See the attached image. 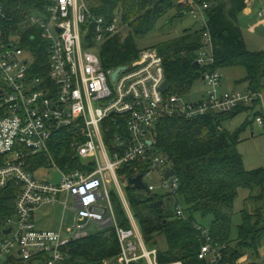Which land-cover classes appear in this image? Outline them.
<instances>
[{
  "label": "built area",
  "instance_id": "built-area-1",
  "mask_svg": "<svg viewBox=\"0 0 264 264\" xmlns=\"http://www.w3.org/2000/svg\"><path fill=\"white\" fill-rule=\"evenodd\" d=\"M0 0V264L25 261L28 264H65L72 245L91 237L93 227H112L118 237L119 253L103 264H184L181 260L161 263L160 250L149 248L141 222L130 210V225L116 218L108 182L114 178L119 189L120 169L130 165L142 169L144 179L156 169L161 173L166 194L175 199V217L187 219L178 202L180 180L169 158L158 149L155 130L166 118L195 119L210 112H234L242 106H261L260 91H222L219 70H207L202 81L206 90L198 100L169 94L164 58L154 47L140 51L125 69L106 68L102 44L122 33L120 16L109 20L91 8L90 0H43L39 11L17 20L9 6ZM252 0H249V2ZM258 15L264 18V0ZM248 2V3H249ZM203 30L204 45L197 62H212L208 11L211 1L176 0ZM40 35L47 41L49 73L35 74L34 55L25 36ZM257 100V102H256ZM264 126V112L255 116ZM70 154L61 164L54 150ZM34 155L49 162L32 170ZM79 160V164H74ZM51 167L60 179H40L36 173ZM107 172L111 174L108 177ZM150 192L154 185H148ZM158 196V195H157ZM165 200V198H164ZM105 202L106 205L102 203ZM62 205L64 215L57 227L41 229L38 210ZM204 241L199 258L210 264L224 261L225 245L215 243L210 227L195 222ZM10 229V232H7Z\"/></svg>",
  "mask_w": 264,
  "mask_h": 264
},
{
  "label": "trees",
  "instance_id": "trees-1",
  "mask_svg": "<svg viewBox=\"0 0 264 264\" xmlns=\"http://www.w3.org/2000/svg\"><path fill=\"white\" fill-rule=\"evenodd\" d=\"M207 1V0H206ZM213 6L208 11L209 33L212 37V62L208 66L199 65V49L204 45L203 30L197 26L193 31L187 29L176 38L164 40L154 46L164 58L169 94H187L197 80L202 79L207 70H222L225 67L244 66L246 79L250 81L252 91H262L264 86V51L250 52L245 36L239 25L238 14L246 8L249 0H208ZM43 0H10V9L17 20L35 11H39ZM91 8L97 14H103L111 20L116 15L129 28V34H117L102 44V61L106 68L117 69L118 66L130 64L139 57L141 49L137 46V37L152 31L159 20L170 11L178 10L176 17L187 14V7L178 5L176 0H90ZM26 45L34 55L32 70L37 75L49 73V54L47 41L37 36L24 38ZM257 102V100H256ZM242 106L234 112H210L195 119L166 118L155 130V139L159 151L170 159L171 165L180 180L177 197L186 211L187 219L175 217L173 211L158 207L156 202L164 200L159 197L150 203L131 199L135 216L140 219L147 243H153L156 236L165 235L168 248L160 250L161 263L181 260L184 264H210L199 258V251L204 241L202 233L195 228L199 220L195 215L210 218V232L215 243L223 244L224 261L236 264V260L245 253L259 252L264 240V168L247 170L244 156L239 151L240 134L225 128V122L231 120L244 110H251L254 115L262 113L257 106ZM67 141L65 155L60 157V150H54L55 159L61 164L68 157L71 148ZM49 162L46 155L30 157L32 170ZM76 160L74 164H79ZM124 165L120 172L135 176V170ZM139 172L143 173L142 169ZM242 188L251 191L250 200L261 201V205L252 213L243 210V222L238 228V236L233 237V217L235 200ZM260 188L258 195H254ZM116 196L113 199L116 200ZM124 226L130 224L121 222ZM72 256L65 264H103L107 258L119 253V242L115 230L108 227L101 233L94 234L75 242ZM5 262L1 264H17Z\"/></svg>",
  "mask_w": 264,
  "mask_h": 264
},
{
  "label": "rangeland",
  "instance_id": "rangeland-1",
  "mask_svg": "<svg viewBox=\"0 0 264 264\" xmlns=\"http://www.w3.org/2000/svg\"><path fill=\"white\" fill-rule=\"evenodd\" d=\"M261 8V3L259 0H252L248 3L246 8L238 14L239 25L241 26L242 32L245 36L247 49L250 52H261L264 51V18L258 15V11ZM178 10L174 9L170 11L167 15L163 16L157 26L144 36L137 37V46L139 49H148L154 47L159 43H162L164 40L176 38L179 35H182L187 29L196 28V21L190 17L188 14L182 17H176ZM124 34H129V28L123 29ZM223 85L227 88H234L240 90H245L247 87H250V81L246 79L247 70L244 66L239 67H225L221 70ZM206 90L205 82L202 79L197 80L194 84V87L185 94L187 100H198L204 94ZM262 93L264 94V86L262 87ZM249 106L251 108H254ZM225 128L230 132L236 133L241 131L240 134V144L239 151L244 156V164L247 170H256L257 168H264V126L259 125L255 121V115L251 110H244L236 115L231 120L225 122ZM133 169V167H130ZM137 170L134 174H136ZM138 173V172H137ZM108 177H111V174L107 172ZM120 175H129L122 174ZM40 179H50L58 180L60 179V173L51 167H44L40 172L36 173ZM129 177V176H128ZM147 185H154L155 191L149 193L147 190L143 189H134L129 184V179L127 177L121 176L119 184L121 189L117 184V181L112 178L108 182V189H110L113 196H116V200L113 199V205H115L116 218L121 223L124 219L127 223L130 224V210L132 209L134 215L135 208L131 203V199L140 200L141 204L145 203L150 205L154 200V196L157 198L166 194L167 188L163 187V179L161 173L158 170H151V175L144 179ZM260 188L256 189L254 195H258ZM158 195V196H157ZM251 195V191L246 188L239 190V194L236 198L234 210L232 211L233 217V237L236 238L239 234L238 228L243 222V210H247L252 213L259 205L263 202L247 199ZM165 198V210L173 213L175 209V199L171 196H164ZM104 205L105 202L102 201ZM130 209V210H129ZM64 215L66 221H71L73 217L72 212L64 214V208L60 205H48L44 208L38 210L37 218L38 225L40 228L46 229L48 227H57L61 218ZM138 218V217H137ZM195 218L199 220L201 224L206 227L210 226L211 219L203 218L200 214L195 215ZM140 220V219H139ZM103 230L99 226L93 227L91 235L101 233ZM149 248H157L159 250L165 251L168 248L167 238L165 235L156 236V240L153 243L148 244ZM23 262L28 264L25 261H16ZM236 264H264V240L262 241L259 252H249L245 253L243 257L236 260Z\"/></svg>",
  "mask_w": 264,
  "mask_h": 264
},
{
  "label": "water",
  "instance_id": "water-1",
  "mask_svg": "<svg viewBox=\"0 0 264 264\" xmlns=\"http://www.w3.org/2000/svg\"><path fill=\"white\" fill-rule=\"evenodd\" d=\"M182 15L184 16L185 13H182ZM210 50V55H212V50ZM125 65L124 66H118L117 70L114 72L113 74V78H116L117 74H118V71L122 70V69H125ZM168 81L165 80L164 81V85L162 87V90H166L167 89V86H168ZM174 169H169L166 173H167V177H169L170 175H173L174 174ZM129 184L134 188V189H143V190H147L149 193L150 192V188H148V185L145 183L144 181V174L141 173V174H138L136 177H130L129 178ZM156 205L158 207H164L166 205V203L164 202V200H158L156 202ZM7 232H10V229L7 231Z\"/></svg>",
  "mask_w": 264,
  "mask_h": 264
},
{
  "label": "crops",
  "instance_id": "crops-1",
  "mask_svg": "<svg viewBox=\"0 0 264 264\" xmlns=\"http://www.w3.org/2000/svg\"><path fill=\"white\" fill-rule=\"evenodd\" d=\"M220 73H221V70H220ZM221 77H222V73H221ZM222 80V78H221ZM249 87H247L246 89H248ZM222 91H225V90H228V91H239L237 88L234 89V88H230V89H227L224 85H223V80H222ZM245 89V90H246ZM260 94L261 95V106H260V109L264 112V94L262 93V91H260ZM37 222H38V218H37ZM39 223V222H38ZM39 226V225H38ZM43 229V228H41Z\"/></svg>",
  "mask_w": 264,
  "mask_h": 264
},
{
  "label": "flooded vegetation",
  "instance_id": "flooded-vegetation-1",
  "mask_svg": "<svg viewBox=\"0 0 264 264\" xmlns=\"http://www.w3.org/2000/svg\"><path fill=\"white\" fill-rule=\"evenodd\" d=\"M164 202H165V200H164ZM17 264H24L23 262H18Z\"/></svg>",
  "mask_w": 264,
  "mask_h": 264
}]
</instances>
